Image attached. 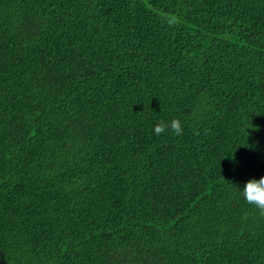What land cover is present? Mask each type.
Instances as JSON below:
<instances>
[{"label":"trees","instance_id":"16d2710c","mask_svg":"<svg viewBox=\"0 0 264 264\" xmlns=\"http://www.w3.org/2000/svg\"><path fill=\"white\" fill-rule=\"evenodd\" d=\"M261 177L264 0H0V264H264Z\"/></svg>","mask_w":264,"mask_h":264},{"label":"clouds","instance_id":"9594fccd","mask_svg":"<svg viewBox=\"0 0 264 264\" xmlns=\"http://www.w3.org/2000/svg\"><path fill=\"white\" fill-rule=\"evenodd\" d=\"M171 131L174 136L180 137L183 135V126L178 119H173L168 123L160 121L154 125L153 132L160 136ZM240 197L246 204L251 206L261 217H264V177L258 181L253 179L246 183L240 189Z\"/></svg>","mask_w":264,"mask_h":264}]
</instances>
